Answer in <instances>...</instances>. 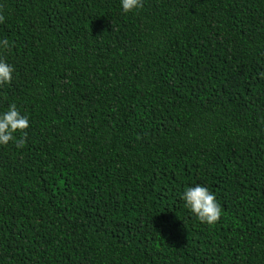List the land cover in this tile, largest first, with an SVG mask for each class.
I'll use <instances>...</instances> for the list:
<instances>
[{
  "label": "trees",
  "instance_id": "trees-1",
  "mask_svg": "<svg viewBox=\"0 0 264 264\" xmlns=\"http://www.w3.org/2000/svg\"><path fill=\"white\" fill-rule=\"evenodd\" d=\"M0 38V264H264V0H0Z\"/></svg>",
  "mask_w": 264,
  "mask_h": 264
},
{
  "label": "clouds",
  "instance_id": "clouds-1",
  "mask_svg": "<svg viewBox=\"0 0 264 264\" xmlns=\"http://www.w3.org/2000/svg\"><path fill=\"white\" fill-rule=\"evenodd\" d=\"M119 3L124 13L133 12L141 7V0H119ZM7 46L8 41L0 38V48ZM13 75V65L0 58V84L10 83ZM29 127L28 116L22 114L14 103L9 104L6 111H0V145H7L12 141L17 148L22 147ZM16 133H20V136L17 137ZM180 198L201 223L213 225L218 222L222 214L220 204L215 194L205 185L195 183L185 186Z\"/></svg>",
  "mask_w": 264,
  "mask_h": 264
}]
</instances>
